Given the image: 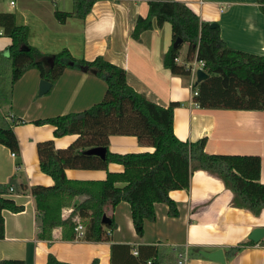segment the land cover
Listing matches in <instances>:
<instances>
[{"label":"crops","instance_id":"obj_1","mask_svg":"<svg viewBox=\"0 0 264 264\" xmlns=\"http://www.w3.org/2000/svg\"><path fill=\"white\" fill-rule=\"evenodd\" d=\"M0 0V12H12L19 25L29 28L28 41L44 54L53 55L64 48L78 59L94 60L102 55L124 68L128 83L151 101L174 108V132L183 141L207 138L209 153L260 155V181L264 183V110L207 108L196 104L191 84L197 77L174 74L164 65L165 53L173 44L170 22L142 32L139 38L132 31L139 17L149 12V0H97L90 13L80 17L77 0ZM190 6L209 23L217 22L221 36L233 48L264 55V15L257 0H179ZM56 11L71 13L60 21ZM10 36L0 27V70L4 60L9 78L12 71L8 58ZM180 52L179 64H189L188 43ZM183 46L181 49H183ZM7 58V59H5ZM10 60V61H9ZM40 70L24 73L7 94H0V122L18 123L13 128L20 143V155L0 144V183L9 184L14 178V190L9 194L24 210H3L5 237L0 239V260L21 259L27 264H46L49 254L72 264H111L112 244L180 246L190 259L165 264H264V237L249 244V235L256 227H264V208L255 212L235 202L234 192L224 180L205 169H197L190 187L170 192L179 215L169 214V205L158 202L156 220H146L145 232L137 233L131 205L121 201L107 215L117 224L109 232L110 240H87L76 234L65 239L62 227L53 229L51 239L38 237L35 199L28 188L34 185L53 186L55 180L40 166L38 143L53 140L56 148H68L79 134L55 136V126L37 124L69 112L83 111L100 102L106 95L107 82L94 72L68 67L50 90L40 94ZM11 82V80H10ZM112 152H153L155 147L141 143L135 135L112 134ZM125 166L109 162L107 169L68 168L67 176L78 181H101L108 172H123ZM127 183L119 181V187ZM24 187V190L21 189ZM20 189V190H19ZM87 198L79 195L72 206L64 209L67 215ZM84 224V223H83ZM77 231V230H76ZM84 231V230H83ZM78 233V232H77ZM240 246V250H234ZM221 249L224 261L205 256ZM133 254L134 250L132 251ZM179 255V253H177ZM136 255V254H135Z\"/></svg>","mask_w":264,"mask_h":264},{"label":"trees","instance_id":"obj_2","mask_svg":"<svg viewBox=\"0 0 264 264\" xmlns=\"http://www.w3.org/2000/svg\"><path fill=\"white\" fill-rule=\"evenodd\" d=\"M97 0H77L78 13L85 18ZM264 15V0H257ZM71 13L56 11L60 21ZM154 19L158 25L170 22L173 43L178 38L183 43L172 44L164 56V65L174 74H190L185 64H179L184 43H188V59L205 61L209 77L194 83L198 91L194 100L201 107L224 109L264 110V55L246 52L230 47L221 36L220 26L212 27L185 2L179 0H149V12L139 17L132 31L134 38L142 32L153 29ZM0 27L11 37L8 58L11 60V86L25 72L32 68L40 70L42 78L55 82L68 67L96 71V75L107 82L105 97L91 107L78 112H69L44 120L37 124L50 123L55 126V136L79 134L78 139L68 148H56L53 140L38 143L42 171L55 180L53 186L34 185L28 188L35 199L37 209L38 237L51 239L53 229L62 227L65 239L76 238V227L84 226L83 238L87 240H110L109 232L117 224L109 209L121 201L131 205L135 229L139 235L145 232L146 220H156L158 202L169 205V214L178 216L176 202L170 196L172 190L190 187L195 170L205 169L220 176L235 195L236 204L259 212L264 208V183L260 181L262 159L260 155L209 153L205 150L207 138L183 141L174 132V108L180 103L172 102L168 107L159 105L134 89L127 81L124 68L110 62L102 55L88 61L78 59L69 49L47 55L28 41L29 28L16 22L12 12H0ZM53 58L54 62H51ZM18 123L0 122V144L7 146L14 154L20 155V143L13 128ZM112 134L135 135L141 143L155 147L153 152L117 153L109 149ZM107 148L102 158L88 152L90 148ZM109 162L122 163L123 172H108L101 181H78L66 174L68 168L107 169ZM123 181L124 187L116 185ZM9 184L0 183V239L5 237L3 210L13 212L24 210L23 205L10 197ZM15 189V188H14ZM21 189L24 190V187ZM20 190V189H19ZM79 195L87 198L67 214L64 209L72 206ZM104 215L110 218L103 222ZM84 223V224H83ZM253 244V241H249ZM235 247L234 250H240ZM133 250L137 254H133ZM182 247L167 248L159 245L112 244L111 264H165L167 261H182L190 257ZM179 253V255L177 254ZM95 259L91 264H98ZM0 264H27L21 259H2ZM46 264H72L60 261L49 254Z\"/></svg>","mask_w":264,"mask_h":264},{"label":"water","instance_id":"obj_3","mask_svg":"<svg viewBox=\"0 0 264 264\" xmlns=\"http://www.w3.org/2000/svg\"><path fill=\"white\" fill-rule=\"evenodd\" d=\"M210 25L212 27H218L219 26V24L217 22H212ZM182 43H183V39L181 37H178L174 41L173 45H174V47H178ZM50 60L52 63L54 62L53 58H51ZM83 69L88 70V67L85 66V67H83ZM93 72L96 73L95 70H93ZM208 77H209V74L206 70H204V69H198L197 70V81L198 82H200V81H202ZM51 86H52L51 81H49L45 78H42L40 81V94H44V93L48 92L50 90ZM88 152L91 154H96L102 158H105L106 153H107V148L103 147V146H97V147L90 148L88 150ZM103 222L109 223L110 218L107 215H104ZM263 237H264V227L254 228L249 235V239L254 241V242H259ZM202 253L205 256L214 257V258L220 259L221 261H224V256L222 254L221 249H218L217 251H213V252H209V253L203 251Z\"/></svg>","mask_w":264,"mask_h":264},{"label":"built area","instance_id":"obj_4","mask_svg":"<svg viewBox=\"0 0 264 264\" xmlns=\"http://www.w3.org/2000/svg\"><path fill=\"white\" fill-rule=\"evenodd\" d=\"M11 3L15 4V1L11 0ZM178 60H179V57L176 58V61H178ZM186 66L189 69L190 73H192L194 75V77H197V70L198 69H204L205 70V61L197 59V55H195L194 59L189 64L187 63ZM194 83L195 82H192L191 88H192L193 94L197 95L198 91L194 88ZM10 190L13 191L14 187L11 186ZM76 230L78 232L77 235L82 237L84 226L82 224H79V225H77ZM134 253L137 254V251L134 250ZM185 259L187 260V257ZM179 263H182V261H180Z\"/></svg>","mask_w":264,"mask_h":264},{"label":"rangeland","instance_id":"obj_5","mask_svg":"<svg viewBox=\"0 0 264 264\" xmlns=\"http://www.w3.org/2000/svg\"><path fill=\"white\" fill-rule=\"evenodd\" d=\"M185 49H186V46H183V49H181V52H184ZM5 59H7V58H5ZM6 63H8V59L4 60L2 66H1L2 70H0V94H4V93L7 94L9 91V87L11 85L10 78L8 75L9 72H8V69L6 68Z\"/></svg>","mask_w":264,"mask_h":264}]
</instances>
